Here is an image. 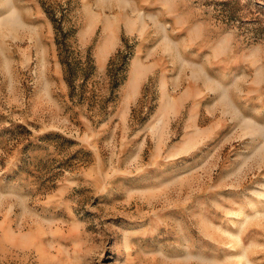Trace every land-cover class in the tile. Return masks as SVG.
Masks as SVG:
<instances>
[{"label": "rangeland", "instance_id": "374dc122", "mask_svg": "<svg viewBox=\"0 0 264 264\" xmlns=\"http://www.w3.org/2000/svg\"><path fill=\"white\" fill-rule=\"evenodd\" d=\"M0 264H264V0H0Z\"/></svg>", "mask_w": 264, "mask_h": 264}]
</instances>
